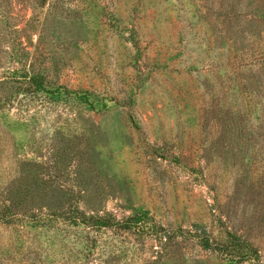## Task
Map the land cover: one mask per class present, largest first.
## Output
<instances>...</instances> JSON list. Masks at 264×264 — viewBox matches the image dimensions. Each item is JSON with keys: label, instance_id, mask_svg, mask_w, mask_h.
I'll return each mask as SVG.
<instances>
[{"label": "rangeland", "instance_id": "1", "mask_svg": "<svg viewBox=\"0 0 264 264\" xmlns=\"http://www.w3.org/2000/svg\"><path fill=\"white\" fill-rule=\"evenodd\" d=\"M0 264H264V0H0Z\"/></svg>", "mask_w": 264, "mask_h": 264}]
</instances>
